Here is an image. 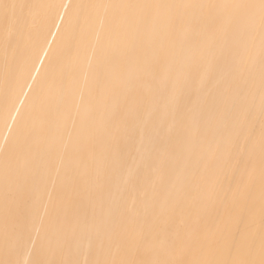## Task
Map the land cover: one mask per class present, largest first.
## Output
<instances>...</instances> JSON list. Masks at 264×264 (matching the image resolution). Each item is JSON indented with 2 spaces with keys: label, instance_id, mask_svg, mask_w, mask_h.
Listing matches in <instances>:
<instances>
[{
  "label": "bare ground",
  "instance_id": "bare-ground-1",
  "mask_svg": "<svg viewBox=\"0 0 264 264\" xmlns=\"http://www.w3.org/2000/svg\"><path fill=\"white\" fill-rule=\"evenodd\" d=\"M262 5L0 0V264H264Z\"/></svg>",
  "mask_w": 264,
  "mask_h": 264
},
{
  "label": "snow or ice",
  "instance_id": "snow-or-ice-1",
  "mask_svg": "<svg viewBox=\"0 0 264 264\" xmlns=\"http://www.w3.org/2000/svg\"><path fill=\"white\" fill-rule=\"evenodd\" d=\"M244 7H246V6L245 5H241V4H235V5L232 6L234 12L235 11H239V10H241ZM248 7H251V6H248ZM261 7H262V9H264V5H262Z\"/></svg>",
  "mask_w": 264,
  "mask_h": 264
}]
</instances>
